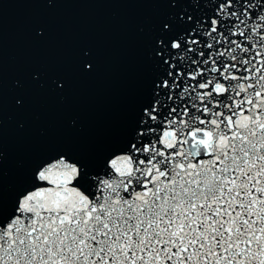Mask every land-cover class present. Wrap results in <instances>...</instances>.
Wrapping results in <instances>:
<instances>
[{
    "label": "snow or ice",
    "instance_id": "6c2138e0",
    "mask_svg": "<svg viewBox=\"0 0 264 264\" xmlns=\"http://www.w3.org/2000/svg\"><path fill=\"white\" fill-rule=\"evenodd\" d=\"M166 2L130 137L0 196V264H264V0Z\"/></svg>",
    "mask_w": 264,
    "mask_h": 264
},
{
    "label": "water",
    "instance_id": "95a60500",
    "mask_svg": "<svg viewBox=\"0 0 264 264\" xmlns=\"http://www.w3.org/2000/svg\"><path fill=\"white\" fill-rule=\"evenodd\" d=\"M181 7L193 8L166 0H0L6 206L42 161L68 153L99 167L126 142L156 76L159 25Z\"/></svg>",
    "mask_w": 264,
    "mask_h": 264
}]
</instances>
